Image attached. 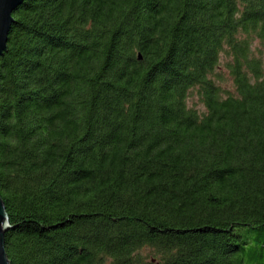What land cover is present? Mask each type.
<instances>
[{
  "label": "trees",
  "instance_id": "16d2710c",
  "mask_svg": "<svg viewBox=\"0 0 264 264\" xmlns=\"http://www.w3.org/2000/svg\"><path fill=\"white\" fill-rule=\"evenodd\" d=\"M13 16L11 264H264V0H24Z\"/></svg>",
  "mask_w": 264,
  "mask_h": 264
},
{
  "label": "water",
  "instance_id": "95a60500",
  "mask_svg": "<svg viewBox=\"0 0 264 264\" xmlns=\"http://www.w3.org/2000/svg\"><path fill=\"white\" fill-rule=\"evenodd\" d=\"M24 0H0V56L7 50L11 27L15 21L13 11ZM10 228V219L5 201L0 194V264H11L6 250V232Z\"/></svg>",
  "mask_w": 264,
  "mask_h": 264
},
{
  "label": "rangeland",
  "instance_id": "374dc122",
  "mask_svg": "<svg viewBox=\"0 0 264 264\" xmlns=\"http://www.w3.org/2000/svg\"><path fill=\"white\" fill-rule=\"evenodd\" d=\"M220 71L222 72L223 78H224L222 86L225 89V92L230 93V92L234 91L235 88H234L233 80H232L231 76L229 75L227 67L225 66V58L224 57L222 59V63L220 64ZM192 101H193V98H191L189 100L190 104H192Z\"/></svg>",
  "mask_w": 264,
  "mask_h": 264
}]
</instances>
